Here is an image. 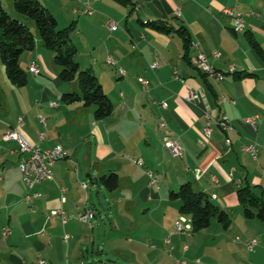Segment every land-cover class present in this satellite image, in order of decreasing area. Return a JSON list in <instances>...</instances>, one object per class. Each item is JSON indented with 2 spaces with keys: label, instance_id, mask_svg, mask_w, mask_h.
Wrapping results in <instances>:
<instances>
[{
  "label": "crops",
  "instance_id": "1",
  "mask_svg": "<svg viewBox=\"0 0 264 264\" xmlns=\"http://www.w3.org/2000/svg\"><path fill=\"white\" fill-rule=\"evenodd\" d=\"M40 1L56 16L60 27L75 24V58L81 68L97 75L113 102V111L98 118L94 106L82 100H62L64 92L76 90L77 82L60 78L54 55L44 49L40 36L29 50L28 61L20 57L21 66L28 72L25 84L13 83L2 63L1 264H78V260L85 264L82 257L96 246V224L91 228L80 216L92 208L95 223L94 201L104 187L116 201L109 215L112 235L118 231L129 235L123 237L124 245L110 247L112 254L128 255L136 262L143 259L149 253L147 246L141 235L134 234L151 230L160 233L162 245H168L170 252L178 250L182 255L190 252V244L183 245L174 237L194 236V246L203 251L199 252L201 256L195 255L202 264H264V217H247L238 197L239 188L250 185L264 199V0H92L95 11L91 15L76 12L83 6L78 0ZM178 6L180 14L176 13ZM229 7L245 13L243 31L233 30L232 17L224 11ZM110 17L119 28L108 26ZM152 22L165 23L170 30H159ZM182 26L190 33L187 55L178 31ZM200 52L225 73L224 78L204 75L193 62ZM110 55L116 64L108 60ZM33 61L38 62L39 74L29 70ZM154 61L159 67L150 66ZM140 78L148 79L150 87ZM189 88L198 91L195 102L186 99ZM51 101L60 105L51 106ZM155 101H166L167 107ZM206 113L215 119L210 137L204 133ZM254 114L260 116L257 129L245 121ZM224 115L234 128L230 145L216 121ZM19 116L24 121L21 126ZM163 117L165 126L161 125ZM16 127L33 144L42 148L62 144L68 151V156L53 166V177L36 184L39 197L34 210L24 201L29 188L19 168L18 144L3 137L4 132ZM170 138L181 142L182 156L166 146ZM252 140L259 145L256 158L243 149ZM132 158L143 159L144 165L139 166ZM149 171L156 183H151ZM111 172L119 178L113 189L101 179ZM186 182L207 193L227 212L228 227L213 218L218 222L212 220L194 234L176 231L181 200L171 198L170 193ZM57 208L66 211V222L60 217L47 218V213ZM149 215L155 218L153 229L145 224L147 219L139 220ZM5 227L10 231L7 236ZM212 227L215 234L209 232ZM65 234H70L68 241ZM168 237L173 249L166 243ZM253 239L257 244L251 249L247 241ZM186 244L188 249L184 248ZM209 247L222 250L225 259L207 260L204 252ZM163 254L162 247L155 253L157 259Z\"/></svg>",
  "mask_w": 264,
  "mask_h": 264
},
{
  "label": "trees",
  "instance_id": "2",
  "mask_svg": "<svg viewBox=\"0 0 264 264\" xmlns=\"http://www.w3.org/2000/svg\"><path fill=\"white\" fill-rule=\"evenodd\" d=\"M13 5L19 14L35 21L44 46L55 54V62L60 66V78L66 82H77L79 89L64 92L62 100H82L85 105L94 106L98 118L109 116L113 111L112 100L97 75L91 69L81 68L75 58L77 47L72 39L75 24L60 28L56 16L40 0H14ZM152 25L159 30H170L165 23L152 22ZM178 31L183 37L187 55L191 45L189 30L182 26ZM35 44L36 35L31 28L20 18L11 15L0 0V54L6 74L13 83L23 85L28 81V72L21 66L20 57L26 50H32ZM101 179L110 189L118 186L116 172L103 175ZM170 196L181 200L180 212L192 218L195 232L208 227L213 218L223 222L224 227L230 225L227 212L220 209L207 193L196 190L191 182L183 183L178 190H172ZM238 197L247 217H264V199L250 185L241 186Z\"/></svg>",
  "mask_w": 264,
  "mask_h": 264
},
{
  "label": "built area",
  "instance_id": "3",
  "mask_svg": "<svg viewBox=\"0 0 264 264\" xmlns=\"http://www.w3.org/2000/svg\"><path fill=\"white\" fill-rule=\"evenodd\" d=\"M82 3V7L79 9H76L77 13L80 14H93L95 9L92 5V0H78ZM225 13L232 17V28L236 32L243 31L245 29V13L239 9H236L234 7H229L224 9ZM176 13H181V8L178 6L176 9ZM251 13L254 15H258L259 13L251 10ZM108 26L115 30L119 28V24L117 21H115L113 18H109ZM144 36V35H143ZM219 55V53H217ZM108 60L112 64H116L115 58L110 55L108 57ZM194 64L202 72H204L206 75L215 78V79H222L225 76V73L222 71L217 70L208 60L205 53L200 52L193 58ZM150 66L152 68L159 67V62L154 61L151 62ZM29 70L33 74H39L40 69L37 61L31 62L29 65ZM121 72H124L126 74V71L123 68L119 69ZM231 70H234V67H231ZM176 77L179 78L180 75L176 71ZM140 81L147 87H150V81L146 78H140ZM198 91L189 88L188 94L186 96L187 101L189 102H195L197 100ZM226 100V98H224ZM156 103H159L163 107H167L166 101H155ZM51 106H59V101H51ZM207 122L204 128V133L207 137L211 136L212 132V123L215 120L209 113H206ZM259 114H254L251 116H248L245 118V121L247 124L251 125L254 129H257L258 123H259ZM162 126L166 125V120L164 117L162 118ZM217 123L220 125V127L226 132V144L230 145L232 143V139L230 137L231 132L233 131V125L231 124L228 116L224 115L220 119L216 120ZM18 123L19 126L23 125V117H18ZM41 137H44L43 133H40ZM4 139L6 140H15L18 144V149L21 153V159L19 161V168L22 172L23 180L26 183V185L29 188V191L24 196V201L30 206L31 209H35L36 199L39 197V193L35 190L36 184L46 181L53 177V166L65 159L68 156L67 149L62 144H56L49 148H42L40 145L33 144L30 142L25 135L20 131L18 127L11 128L4 132L3 134ZM166 146L175 154L182 156L184 154V148L181 142L178 139L170 138L166 141ZM243 149L245 151H248L252 154L253 157L258 156L259 152V145L257 141L252 140L249 143H245L243 145ZM132 160L138 164L139 166L144 165V160L141 158H132ZM151 183H156L157 179L154 177L152 171L148 172ZM3 178V170L0 169V180ZM214 180L217 182V179L214 178ZM83 185L87 186L86 183H83ZM216 197V195H214ZM55 217H60L63 222L67 221V215L64 208H57L51 210L49 213H47V218L52 219ZM94 217H95V211L92 208L86 209L85 212L80 216V220L84 223H86L89 227L94 228ZM175 227L176 231L178 233H187V234H194V226L192 218L188 215L181 214L178 219L175 221ZM9 229L7 227L4 228V235L9 234ZM70 238V234H65L64 239L68 241ZM166 243L170 245V248L173 249L171 238L168 237L166 239ZM257 244V240H248L247 246L249 248H253ZM185 249H188V244L184 246ZM185 264H191L184 262ZM193 264H202L200 258H196Z\"/></svg>",
  "mask_w": 264,
  "mask_h": 264
},
{
  "label": "rangeland",
  "instance_id": "4",
  "mask_svg": "<svg viewBox=\"0 0 264 264\" xmlns=\"http://www.w3.org/2000/svg\"><path fill=\"white\" fill-rule=\"evenodd\" d=\"M2 1H3L5 9L11 15L16 16L20 18L21 20H23L31 28V30L36 36H40L35 21L32 18H28L22 14H19L14 9V5H13L14 0H2ZM60 28H63V27H60ZM44 49L50 52L51 54L53 53V55L55 56L52 50L47 49L45 46H44ZM29 52H30L29 50H26L23 53V55H21V59H23V61L24 60L26 62L28 61L27 58H28ZM1 65H2V59H1V54H0V66ZM56 66L60 69V66L58 64H56ZM26 67H28V63H26ZM78 89H79L78 86H76V90ZM94 204L96 205L95 209L97 211V217L95 218L96 229L94 230V235L96 236L97 241H96V246L94 248L92 246L90 250L86 252V255L82 257L85 264H182L181 263L183 261L182 259H184V261L186 260L187 263L193 264L194 261L196 260L195 255L199 254V252L201 251V249L198 250V247H199L198 245L195 244L194 246V242H193L194 236H189L186 234L184 235L179 234L176 237H174L176 239L182 240L183 245L185 243L190 244V248H191L190 252L182 255L181 252H179L178 250H173L172 252H170L168 245L163 246L161 242L162 240H160L161 236L158 231L150 232L151 230L150 231L140 230L142 231V233L134 234V235L135 237H138L140 235L143 237L144 243L146 244L148 252H149L143 257V259L138 260L136 262L135 259L133 260L131 257H127L128 255L123 256L122 254L120 255L112 254V252H110V249H111L110 247H113L114 245H124L123 239L125 237H129V235L125 232H120V231L112 235L113 229L111 227V219L109 215L112 213V211L115 210L116 201L112 197L110 191L106 189V187H104L103 189H100L99 199L96 198V200L94 201ZM154 219L155 218H151V215L147 217L139 218V220L141 221L146 220L147 223L145 224H147L148 226H151L150 227L151 229L155 227L153 223ZM215 222H218V221L213 220L214 224ZM214 231L215 229L214 227H212L209 232H212V234H215ZM116 236L118 237L117 241L115 240ZM216 239L218 240L220 239V237L218 236ZM161 247L165 248V254H163L161 258L157 259V256L155 255V253L157 252L158 248H161ZM209 248L207 252H204L205 258L207 260L216 261L220 259H225L224 255H222V252H221L222 250H219L218 248H214V247L210 249ZM201 252L203 253V251ZM199 255L201 256V254ZM78 264H79V260H78Z\"/></svg>",
  "mask_w": 264,
  "mask_h": 264
},
{
  "label": "bare ground",
  "instance_id": "5",
  "mask_svg": "<svg viewBox=\"0 0 264 264\" xmlns=\"http://www.w3.org/2000/svg\"><path fill=\"white\" fill-rule=\"evenodd\" d=\"M123 73V72H122Z\"/></svg>",
  "mask_w": 264,
  "mask_h": 264
}]
</instances>
